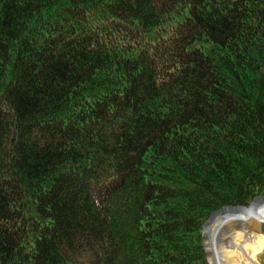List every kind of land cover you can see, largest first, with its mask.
Here are the masks:
<instances>
[{"label": "trees", "instance_id": "16d2710c", "mask_svg": "<svg viewBox=\"0 0 264 264\" xmlns=\"http://www.w3.org/2000/svg\"><path fill=\"white\" fill-rule=\"evenodd\" d=\"M263 195L264 0H0V264H209Z\"/></svg>", "mask_w": 264, "mask_h": 264}, {"label": "bare ground", "instance_id": "6f19581e", "mask_svg": "<svg viewBox=\"0 0 264 264\" xmlns=\"http://www.w3.org/2000/svg\"><path fill=\"white\" fill-rule=\"evenodd\" d=\"M257 213L235 211L220 218L207 232V250L213 256V246L224 264H258V246L264 237L260 234L259 223L264 220ZM212 263V262H211Z\"/></svg>", "mask_w": 264, "mask_h": 264}, {"label": "water", "instance_id": "95a60500", "mask_svg": "<svg viewBox=\"0 0 264 264\" xmlns=\"http://www.w3.org/2000/svg\"><path fill=\"white\" fill-rule=\"evenodd\" d=\"M261 199H264V195L263 196H260L258 198H256L252 203H250L249 205L247 206H228V207H225L223 209H220L219 211H216L214 212L211 217L208 219V221L204 224V227H203V241H204V247H205V251H206V254H207V257H208V261H209V264H212L210 259H209V254H208V250H207V244H206V241H207V227H208V224L210 222V220L213 218V216L215 214H217L218 212H221V211H224L226 209H243V208H246V207H250L252 205H254L257 201L261 200Z\"/></svg>", "mask_w": 264, "mask_h": 264}, {"label": "rangeland", "instance_id": "374dc122", "mask_svg": "<svg viewBox=\"0 0 264 264\" xmlns=\"http://www.w3.org/2000/svg\"><path fill=\"white\" fill-rule=\"evenodd\" d=\"M252 203V202H251ZM257 217H259L260 218V216H257ZM260 225H259V231H260V234H254V236H262V237H264V226L263 225H261V222L259 223ZM258 252H259V255H258V257H257V261H258V264H264V240L263 241H261V243H259V246H258ZM213 258H214V264H224L223 262H221V261H219L217 258H216V256H215V254L213 253Z\"/></svg>", "mask_w": 264, "mask_h": 264}]
</instances>
